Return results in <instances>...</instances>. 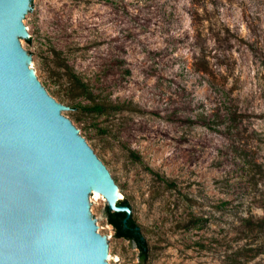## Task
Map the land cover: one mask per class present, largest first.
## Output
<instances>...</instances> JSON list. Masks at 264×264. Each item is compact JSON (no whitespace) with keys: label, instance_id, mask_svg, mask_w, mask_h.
I'll return each mask as SVG.
<instances>
[{"label":"rangeland","instance_id":"1","mask_svg":"<svg viewBox=\"0 0 264 264\" xmlns=\"http://www.w3.org/2000/svg\"><path fill=\"white\" fill-rule=\"evenodd\" d=\"M22 46L122 189L146 264H264V0H35ZM72 70L101 104L70 98ZM108 264H141L105 197Z\"/></svg>","mask_w":264,"mask_h":264},{"label":"water","instance_id":"2","mask_svg":"<svg viewBox=\"0 0 264 264\" xmlns=\"http://www.w3.org/2000/svg\"><path fill=\"white\" fill-rule=\"evenodd\" d=\"M34 1L0 0V264H108L90 200L105 197L124 221L130 209L33 72L22 46L32 42L24 24Z\"/></svg>","mask_w":264,"mask_h":264},{"label":"trees","instance_id":"3","mask_svg":"<svg viewBox=\"0 0 264 264\" xmlns=\"http://www.w3.org/2000/svg\"><path fill=\"white\" fill-rule=\"evenodd\" d=\"M26 40L29 41L28 38H26ZM66 75L68 82H70V98L74 99L77 95H82L89 101L85 104V106L88 107L89 110H100V102L96 101L91 96L90 92H88L87 90L88 88L86 87V84L70 69L66 71ZM117 204L127 205L129 207V204L125 199L117 201ZM107 210L108 222L115 229V233L118 236H123L127 239L133 240L139 249L141 264H146V261L148 259L149 246L147 240L145 239V236L140 230L138 223L135 221L131 214L126 218V221H124V218L126 217L125 211H112L109 208H107Z\"/></svg>","mask_w":264,"mask_h":264},{"label":"bare ground","instance_id":"4","mask_svg":"<svg viewBox=\"0 0 264 264\" xmlns=\"http://www.w3.org/2000/svg\"><path fill=\"white\" fill-rule=\"evenodd\" d=\"M118 197H120V194L118 195Z\"/></svg>","mask_w":264,"mask_h":264}]
</instances>
